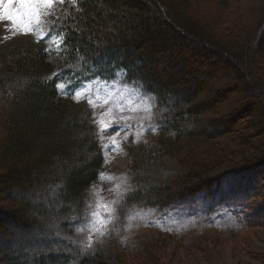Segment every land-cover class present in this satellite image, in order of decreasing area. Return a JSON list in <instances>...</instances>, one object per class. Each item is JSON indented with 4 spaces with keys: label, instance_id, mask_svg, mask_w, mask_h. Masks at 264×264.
Listing matches in <instances>:
<instances>
[{
    "label": "trees",
    "instance_id": "1",
    "mask_svg": "<svg viewBox=\"0 0 264 264\" xmlns=\"http://www.w3.org/2000/svg\"><path fill=\"white\" fill-rule=\"evenodd\" d=\"M77 4L79 13L69 0L56 7L67 51L45 53L43 41L0 44V264H130V258L159 264L155 251L165 245L137 234L127 243L104 236L94 253L69 242H79L75 229L105 162L87 100L74 102L55 84L63 74L91 72L89 65L103 69L102 80L110 78L112 65L134 69L128 79L150 83L168 108L154 141L124 144L129 183L137 190L118 208L115 225L124 224L126 210L176 211L202 202L205 222L160 234L199 249L218 239L236 244L264 227V0ZM164 58L169 68H161ZM57 71L58 78L45 82ZM225 73L238 81L222 93L217 83ZM224 207L234 223L218 226L211 216ZM60 231L64 236L55 239ZM56 240L62 241L53 245Z\"/></svg>",
    "mask_w": 264,
    "mask_h": 264
},
{
    "label": "snow or ice",
    "instance_id": "2",
    "mask_svg": "<svg viewBox=\"0 0 264 264\" xmlns=\"http://www.w3.org/2000/svg\"><path fill=\"white\" fill-rule=\"evenodd\" d=\"M71 6L76 8L79 13L82 11L78 7L77 0H69ZM65 0H0V23H4V29L6 33H9L11 37L16 35H32L36 43L45 42V53H51L53 50L60 54L62 51H67L68 35L65 31L60 30L61 25H57V21L61 20V17L56 15V7L63 6ZM70 14L65 13V18ZM51 18V19H49ZM71 27V26H69ZM9 35H5L2 39L7 40ZM47 37V40L45 39ZM79 49L77 48V52ZM78 62L87 63L84 56L77 57ZM79 68L80 63L75 66H69ZM91 68L90 73L85 75L89 77L88 82L82 84L79 89L72 91V99L74 102H81V100H87L88 105L92 109L93 122L97 124V137L99 141H103V132L108 128L119 126L120 130L124 127H131L128 121L133 117H138L137 123L139 128L132 133L135 136L133 143L148 144V141L142 140L141 137L145 131L157 132V129L163 127L166 123L162 119L163 113L168 111L167 107H161L159 103V94L154 90L150 91L152 85L143 78L133 77L128 79V72L134 69L119 67L112 65V71L110 78L101 79L103 75V69L97 68L95 65H89ZM61 75L60 71L53 72L51 76L45 77V82L51 81L53 78H58ZM70 83V82H69ZM69 83L63 81L57 82L55 88L63 95L68 96ZM167 95V94H166ZM113 100L119 102L115 105V108H109V112H118L119 115L113 114L108 122H105L104 116L107 113H102L101 117L97 118L95 113V107L97 104L109 105ZM175 101L172 97L168 96L167 104L171 105ZM155 110V111H154ZM128 113V115H125ZM157 113L160 114L161 119L156 122ZM175 135V133H173ZM119 131L116 136L109 137V143L100 144V148L104 157L105 164L109 162L108 151H123L120 147V142L117 140ZM125 141L128 139V135L123 138ZM97 179L100 181H115L117 177L112 174H107L101 171L96 173ZM120 183H114L113 188L110 191L116 192L115 199L106 203H101L102 197L100 193L103 189H97L96 186H91L88 194L96 198L97 203L93 209L91 204L85 201L86 207L93 209L84 214L85 223L75 230L78 233H85L87 231L86 239L83 241H69L70 243L77 244L82 252L87 253L92 251L94 253V243L101 242L100 237L106 235L109 231L108 225L111 224L115 218L118 208H123L127 204V197L130 194H134L137 190L132 184L129 183L130 176L127 173L121 174L118 178ZM56 187H61L57 185ZM171 209L164 210L163 214L158 219L151 220L150 222L157 227L163 228L165 225L161 221L167 218V223L171 227H175L177 231L187 228L192 221L181 223L175 216L168 217V212ZM159 211L156 209H140V210H126L128 228L132 227L133 221L149 222V218ZM71 221H76L77 217H71ZM95 234L96 240H93ZM59 236V234H57ZM68 240L69 238L63 237ZM127 237H124L122 242L127 243Z\"/></svg>",
    "mask_w": 264,
    "mask_h": 264
},
{
    "label": "rangeland",
    "instance_id": "3",
    "mask_svg": "<svg viewBox=\"0 0 264 264\" xmlns=\"http://www.w3.org/2000/svg\"><path fill=\"white\" fill-rule=\"evenodd\" d=\"M57 9V8H56ZM206 9V8H205ZM57 14V13H56ZM5 35H9V33L5 32L4 29V23H0V44L2 43H12V44H18L22 45L24 43L28 44L29 42L34 41V38L32 35H16L15 37H11L7 40L2 39ZM173 56H176V52L169 51ZM160 55L164 56V52H159ZM168 56V54H166ZM171 58V57H170ZM164 62L161 66V68H169L171 64L167 61L166 58H164ZM172 59V58H171ZM183 59V56H182ZM207 66L206 64H200L196 63V67H200L201 69H204V67ZM222 67H224L222 65ZM226 69V66L223 70ZM170 70H174V68H170ZM225 72H227L225 70ZM90 73L87 69L84 71L75 70L70 72L69 74H63L60 76L59 82L63 81L65 83H69V88L67 91L69 92V95L72 96V91L75 89H79L82 84H85L88 82L89 77H87L85 74ZM238 81L235 79L232 74H226L223 75V78H221L218 83L217 87H219V90L225 91L228 86L235 84V82ZM243 88L239 87V91H242ZM217 91V90H216ZM225 94V93H224ZM227 97H229L230 100H233L234 96L231 95V93H226ZM86 100V99H85ZM118 100H113L111 104L105 105V104H97L95 107V113L97 118L101 117L102 113H107V115L104 116L105 122H108L110 120V117L115 114L119 115L118 112H109V108H115V105L118 103ZM167 106H171L168 105ZM125 115H128V113H125ZM138 117H133L132 120L128 121L129 124H131V127H124L123 130H120L119 126H115L113 128H108L103 132V141H100L101 143L108 144L109 143V137H113L117 135V132L119 131V136H117V140L120 142V147L123 149V151L117 152L110 150L108 151V160L109 162L105 164L104 169L102 172L107 174H112L117 179L115 181H98L94 186L99 189H103V191L100 193V196L103 198L101 203H106L108 201H111L116 198L117 193L110 191V189L113 188L114 183H120V180L118 179L121 174L127 173L129 175V168H130V162L129 159H127L125 155L124 150V144L127 141H130L131 139L134 140L135 136L132 135L135 131L138 130L139 124L137 123ZM97 126V124H96ZM98 130V126H97ZM155 134L153 131H145L141 137L142 140L146 141H154L155 140ZM125 135H128L127 141H125L123 138ZM97 203L96 198L92 197L90 195V202L93 206V209ZM93 209H89L88 211H91ZM144 209L147 210V208H137L135 210ZM164 211H157L155 215L151 216L149 218V222L145 223L142 221H133L132 227L128 228V220L124 221V224H120L119 226L115 225V220L108 225L109 231L106 235L108 236L111 234H114V242L116 241L117 235L121 236L123 239L124 237H130L134 234H137L139 236L138 238H141L143 240H160V243H163L165 246L159 248L155 251V255L158 258L159 264H264V227H257L253 229L251 232H249L244 237L241 235L238 239V242L236 244H233L230 240H223L220 239L216 241H205L201 245L199 249L194 248H185V244L177 245L175 243H170V239L167 236H163L160 233L161 232H168V231H177L175 227H171V230H169L170 226L167 223V218L162 220L161 222L164 223V227H157L154 224H152L150 221L154 219L160 218V216L163 214ZM208 210L205 208V204L202 202H198L196 204V207H189L184 208L183 210H176V211H169L168 217L175 216L176 219L181 222H189L192 221L194 223H189L188 226L191 228L192 224H196L197 222H205L206 216H207ZM49 219H52V214L48 216ZM213 223L218 226H224V225H230L234 223V214L233 212L227 208H218L215 210V212L211 216ZM84 220L79 227L85 223ZM186 228H183L179 231H183ZM60 230V229H59ZM60 236H64L61 231L58 233ZM87 231L85 233H79L78 239L79 241H83L86 239ZM103 236V237H104ZM58 235H56L55 239H58ZM103 237H100L102 239ZM63 239V237H62ZM93 240H96L95 234L93 235ZM62 241V240H61ZM61 241H54L53 245H58L61 243ZM167 244V245H166ZM130 264H136L133 262V260L130 258L127 260Z\"/></svg>",
    "mask_w": 264,
    "mask_h": 264
}]
</instances>
